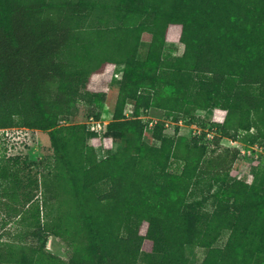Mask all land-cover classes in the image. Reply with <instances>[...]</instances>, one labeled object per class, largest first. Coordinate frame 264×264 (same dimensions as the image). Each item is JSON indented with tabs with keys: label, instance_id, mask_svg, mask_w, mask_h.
<instances>
[{
	"label": "trees",
	"instance_id": "obj_1",
	"mask_svg": "<svg viewBox=\"0 0 264 264\" xmlns=\"http://www.w3.org/2000/svg\"><path fill=\"white\" fill-rule=\"evenodd\" d=\"M112 2L104 14L99 0H0V129L48 131L54 149L39 172L19 156L0 160L2 194L24 197L12 210L27 237L45 246L54 236L72 249L64 260L0 240V264H138L145 256L190 264L191 244L207 251L202 264H264V165L233 178L240 153L222 145L233 136L264 150V0ZM167 42L184 44V53L166 59ZM116 74V111L103 134L71 122L79 103L103 107ZM153 109L189 125L212 110L210 144L202 124L191 138L167 136L165 121L150 127L143 117ZM91 117L102 119L95 110ZM204 181L217 187L213 211L189 201ZM225 231L227 244L217 247Z\"/></svg>",
	"mask_w": 264,
	"mask_h": 264
},
{
	"label": "rangeland",
	"instance_id": "obj_2",
	"mask_svg": "<svg viewBox=\"0 0 264 264\" xmlns=\"http://www.w3.org/2000/svg\"><path fill=\"white\" fill-rule=\"evenodd\" d=\"M99 7L97 11H101L107 14L108 11L112 12L113 0H99ZM108 7H111L107 9ZM123 9L129 10V4H124ZM93 23L98 25L96 19ZM113 24V23H111ZM147 47H140V58L146 57ZM164 57L166 59H174L181 56L185 51V45L176 42H167L164 49ZM110 88L106 96L104 105L102 108L96 107L91 110V106L84 103H79L76 107V114L71 122L83 123L87 122V115L89 112L95 110L100 112L102 119L111 122L114 119L116 111V104L118 99L119 85L117 77L113 79L110 77ZM135 104L129 103L126 106L125 114L126 117L132 118L134 113ZM213 111H207L200 118V125L204 126L205 131L211 132L208 127L213 122ZM177 117V116H176ZM145 119L151 121H165L169 123L166 127L165 134L170 137L180 135L187 136L188 138L194 137L196 132V126L189 125L185 121H177L176 119H168L167 114L163 110L153 109L151 110ZM63 122V124H67ZM198 127L200 126L197 123ZM200 126V127H201ZM199 127V128H200ZM178 131V133H176ZM233 134V132H231ZM109 142L112 143V151L116 152L121 148V142L117 135L108 134ZM212 137L206 138V142H210ZM145 140L150 144H156V140L152 138L151 131L145 133ZM210 144V143H209ZM222 145L224 147L237 148L239 150V156L236 163L233 165L232 177L237 178L240 176H248L251 169L255 166L264 165V150L258 145L251 146L245 145L241 142L236 141L233 136L231 138H223ZM99 160L103 159L104 150L103 146L96 148ZM221 152V149H219ZM54 154V149L51 144V138L48 131L29 129L26 127H14L8 129H0V160H7L10 157L19 156L24 166L27 168L34 169L35 172L42 171V167L39 164L44 162L46 158H51ZM41 169V170H40ZM27 170V169H26ZM28 176V172L26 171ZM3 187L0 186V240L3 242H11L16 245H34L40 248L42 252L46 254H55L56 256L70 260L72 256V249L61 239L51 236L48 239L46 245H42L43 241L34 240L32 237H27L22 227H19V219L13 212V208L16 206H22L25 202L24 197L19 200H11L9 197H3ZM217 187L210 181H204L200 186L194 189L189 201L193 204L196 211H213L215 208V194ZM38 194V200L42 199L40 192ZM41 203V202H40ZM230 232L225 231L216 246L223 248L226 246ZM186 255L189 259L190 264H202L206 258L207 251L197 245L191 244L187 246ZM159 258L157 256H145L140 259L138 264H158Z\"/></svg>",
	"mask_w": 264,
	"mask_h": 264
},
{
	"label": "built area",
	"instance_id": "obj_3",
	"mask_svg": "<svg viewBox=\"0 0 264 264\" xmlns=\"http://www.w3.org/2000/svg\"><path fill=\"white\" fill-rule=\"evenodd\" d=\"M122 69H123V67H121V70ZM115 76L118 77V74H116ZM143 118L145 119V117H143ZM145 120H148V119H145ZM157 122H158L157 120L156 121L155 120L154 121H151L150 127H152L153 125H155ZM108 123H109V121H106V120H103V119L98 120V119H96L94 117L89 118L88 121L86 122V124L88 125L90 131L96 132V133H98L100 135L103 134V132L105 131L106 126H107ZM166 125H167V127L169 126L168 121L166 122ZM193 125L196 126V132H195L196 134H195V136L201 137L202 136V133L204 131L203 128L200 127V126H199L200 127L199 128L198 125H197V123H194ZM207 132H209V131H207ZM207 136L208 137L211 136L213 138V136H212V134L210 132L208 133Z\"/></svg>",
	"mask_w": 264,
	"mask_h": 264
}]
</instances>
